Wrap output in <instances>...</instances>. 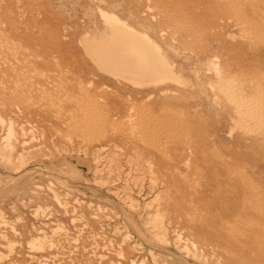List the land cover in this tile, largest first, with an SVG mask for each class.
Masks as SVG:
<instances>
[{
  "label": "rangeland",
  "instance_id": "obj_1",
  "mask_svg": "<svg viewBox=\"0 0 264 264\" xmlns=\"http://www.w3.org/2000/svg\"><path fill=\"white\" fill-rule=\"evenodd\" d=\"M0 264H264V0H0Z\"/></svg>",
  "mask_w": 264,
  "mask_h": 264
},
{
  "label": "bare ground",
  "instance_id": "obj_2",
  "mask_svg": "<svg viewBox=\"0 0 264 264\" xmlns=\"http://www.w3.org/2000/svg\"><path fill=\"white\" fill-rule=\"evenodd\" d=\"M98 15L101 18L100 20H103V23H105L107 26L115 27L117 29L121 28L126 33L128 32L126 35L124 33L122 34V36L125 37V38L122 37L123 39H119L118 43L116 42L117 45L116 46L114 45L115 46L114 48L112 47L113 45L111 46L113 49L109 48L110 50H112V52L110 51L111 52L110 57L106 56V57L111 59L112 63L116 64V65H114L115 69L118 70L119 74L122 77L130 79L129 81L130 82L132 81L134 84L142 85V84H144V82L143 81L140 82L141 79H139V77L141 75H143L146 78L147 75H145L144 73L147 72V71H149L151 73L150 69L152 70L154 68V66L156 64V58H157L158 61L161 60L162 62H165L166 65H167V58H164V54L165 53L162 52V49H161L160 45L155 40H153L148 34H146L144 32H141L138 29L134 28L133 26L129 25L127 23V21L125 22V19L120 18L115 13L107 12V11L101 9V10H99ZM116 36H117V34H116ZM108 44H109V41H108ZM96 48H98V47H96ZM107 53H108V51L106 52V54ZM106 54H104V56ZM165 59H166V61H165ZM111 67H113V66H111ZM214 71H215L216 75H220V72L217 69V67H214ZM154 73H151V74H154ZM169 73H168V75H170ZM162 76H163V78L165 77L163 74H162ZM155 77H154L155 82H157L156 78L158 76L156 78ZM160 77H161V75H160ZM178 77H179V75H178ZM151 78L153 79V77H151ZM177 80L179 82L180 79H177ZM145 81H147V79H145ZM140 90H141V88H140ZM158 90H159V93L161 92V93H164V94H167V93L172 91V90H170L168 88H161V89L158 88ZM142 92H144V91H142ZM152 94H153V92H151L149 96H151ZM29 132H31V131H29ZM15 134H16V132H15L14 127H13V121H12V119H10L8 124H7L5 135L3 137V146H4V148H11L13 146L14 139H15ZM32 134H34V133H32Z\"/></svg>",
  "mask_w": 264,
  "mask_h": 264
}]
</instances>
